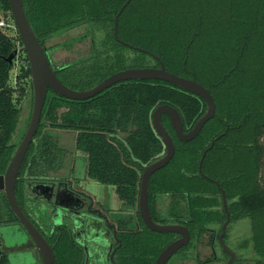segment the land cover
Wrapping results in <instances>:
<instances>
[{
    "label": "trees",
    "instance_id": "16d2710c",
    "mask_svg": "<svg viewBox=\"0 0 264 264\" xmlns=\"http://www.w3.org/2000/svg\"><path fill=\"white\" fill-rule=\"evenodd\" d=\"M21 1L56 76L71 89L87 90L117 71L161 63L210 92L214 116L189 142H180L169 118L161 116L175 152L149 180L150 215L155 223L188 228L192 243L179 250L181 255L200 240L210 241L224 218L222 190L230 220L250 223L240 247H248L256 264H264V0ZM7 17L13 22L8 1L0 0V21ZM78 27L85 31L47 46L49 39ZM7 30L0 26V175L16 148L10 139L18 105L31 90L26 55H16L11 65L6 61L22 46L18 33L11 37ZM61 50L75 55L60 61L55 57ZM16 60L21 64L12 85ZM162 104L177 109L185 132L206 110L198 96L157 80L120 82L83 101L48 91L34 136L42 140L31 143L15 186L21 209L22 177L47 174L62 163L51 132L73 131L74 148L86 157L90 175L114 187L121 206L130 211L124 222L133 230L120 234L115 264H153L177 238L150 231L137 208L141 173L165 152L152 124V113ZM14 220L0 193V225ZM49 244L58 264H80L66 236L56 246ZM0 264H9L5 252H0Z\"/></svg>",
    "mask_w": 264,
    "mask_h": 264
},
{
    "label": "water",
    "instance_id": "95a60500",
    "mask_svg": "<svg viewBox=\"0 0 264 264\" xmlns=\"http://www.w3.org/2000/svg\"><path fill=\"white\" fill-rule=\"evenodd\" d=\"M10 12L13 18V23L18 36L21 40L22 46L10 54L6 61L11 65L12 59L21 53H24L28 59L30 69V86L32 91V107L27 126L21 139L19 140L15 151L13 152L5 172L0 175V193L4 194L6 202L15 217L16 225L24 236V240L20 245H16V250L33 249L35 255L41 264H57V260L53 248L47 242L45 237L34 226L30 219L25 215L19 206L15 196V186L18 180V175L23 164L26 153L33 142L35 133L38 129L42 110L45 104L46 94L48 91L54 94L70 99L83 101L90 99L111 86L125 81H143V80H157L166 82L179 88L185 92L196 95L203 100L206 106L204 114L195 122L193 127L185 132L183 129V122L181 115L176 108L162 104L155 108L152 113V124L157 136L161 139L165 152L162 157L147 165L140 178L139 196H138V213L146 228L152 232L159 234H176L179 237L166 245L157 255L154 264H166L167 261L181 248L185 247L190 240V232L187 227L181 224H158L155 223L150 215L148 205V188L151 176L158 170L165 167L172 159L175 152V145L161 123V116L165 114L170 121L171 127L174 131L176 138L180 142H189L193 140L201 131L206 122L213 118L215 113V103L210 92L200 83L175 75L167 71L164 66L159 63V67H134L117 71L110 76L106 77L98 84L87 90H74L64 85L56 76L55 71L51 67L45 49L35 36L28 20L25 15L21 0H7ZM117 15L114 18V36L117 40L116 24ZM207 150L203 152L204 157ZM201 158V161H202ZM201 161L199 168L201 167ZM221 201L223 210L226 215V220L222 224L221 234L219 241L222 248L227 251L223 242V235L225 228L229 222V216L226 210L225 193L221 190ZM59 224L62 223L61 218L58 220ZM83 226L88 227L86 220H83ZM6 224V223H3ZM1 245L3 242L0 236ZM0 252H5L3 249ZM86 252L92 261L89 264H102L103 258L99 254H94L86 248ZM113 250L109 255V262L114 264ZM228 252V251H227ZM7 255V253H6ZM230 260L233 259L234 254L229 252ZM8 259V255H7ZM9 263V260H8ZM10 264V263H9Z\"/></svg>",
    "mask_w": 264,
    "mask_h": 264
},
{
    "label": "flooded vegetation",
    "instance_id": "af4514ba",
    "mask_svg": "<svg viewBox=\"0 0 264 264\" xmlns=\"http://www.w3.org/2000/svg\"><path fill=\"white\" fill-rule=\"evenodd\" d=\"M61 131L55 130L51 134L63 154L62 163L47 174H25L22 177L20 193L24 202L23 212L53 246L57 245L63 235L66 236L72 247L79 252L80 264L92 261L86 248L101 255L102 264H111L110 253L113 250L116 252L122 245L120 234L133 230L130 224L124 222L130 211L121 206L114 187L90 175L86 157L75 150L74 145L71 150L58 145L57 132ZM41 140L37 138L33 142L36 145ZM67 155L68 160L65 158ZM60 218L62 223L59 224ZM44 219L47 223H44ZM83 220L87 221L88 227L83 226ZM8 224L17 223L14 220ZM220 234L214 232L209 242L204 243L203 239L197 242L195 248L182 251L181 254L185 256H176L178 250L167 263L176 256L174 262L178 264H256L254 257L241 258L235 250L229 248L224 241V234L223 242L228 252L225 251L219 241ZM190 243L191 234L186 246ZM229 252L234 254L230 262Z\"/></svg>",
    "mask_w": 264,
    "mask_h": 264
},
{
    "label": "rangeland",
    "instance_id": "374dc122",
    "mask_svg": "<svg viewBox=\"0 0 264 264\" xmlns=\"http://www.w3.org/2000/svg\"><path fill=\"white\" fill-rule=\"evenodd\" d=\"M5 24L8 27V30L6 31V34L8 36L14 37L17 33L14 23L11 22L8 17L6 18V21H4ZM8 22V23H7ZM85 31V27H78L71 31H69L66 34H63L62 36L56 37L55 39H49L47 41V46L62 42L66 38H72L79 34H82ZM72 51H58L56 52V57L60 61H67L70 58L73 57ZM20 61L16 60L14 63L13 68L10 71V80L11 84H15V76L18 74V69L20 66ZM32 107V91L29 90L27 92V95L21 99L18 109L19 113L16 119L14 131L12 133L10 142L13 144H18L19 140L22 137V134L25 131V128L28 123V119L30 116ZM58 136V145L65 149H73L74 145V139H75V133L73 131H61L57 132ZM262 142L264 144V137L262 139ZM68 156H65L66 160H68ZM226 199V198H225ZM223 207V206H222ZM226 210L229 216V222L225 228V237L224 241L226 242V245L231 248L232 250H235L238 255L250 257L252 256V253L250 252V249L247 248H241L240 245L249 237L250 232V223L247 219H241L236 221L230 220V214L227 209V202H226ZM224 211V210H223ZM226 220V215L224 212V218L221 221L219 225L214 226L216 234H220L221 232V226ZM44 223H47V221L44 219ZM0 236L3 239L1 250L3 249L6 251L8 255V260L10 264H41L39 259L34 253V250L32 249H23V250H16V245H20L23 240L24 236L22 232L19 230L18 225L16 224H1L0 225ZM204 243H207V238L205 239ZM189 251V250H188ZM184 252V251H183ZM184 255V254H181ZM180 253L176 256H181ZM176 256H174L173 259L169 261L167 264H171L176 259ZM185 256V255H184ZM174 264H178V262H174Z\"/></svg>",
    "mask_w": 264,
    "mask_h": 264
},
{
    "label": "built area",
    "instance_id": "2783aa9c",
    "mask_svg": "<svg viewBox=\"0 0 264 264\" xmlns=\"http://www.w3.org/2000/svg\"><path fill=\"white\" fill-rule=\"evenodd\" d=\"M7 25H8V24H7ZM7 25L5 24L4 20H1V21H0V26H1V27H3V26H7Z\"/></svg>",
    "mask_w": 264,
    "mask_h": 264
}]
</instances>
